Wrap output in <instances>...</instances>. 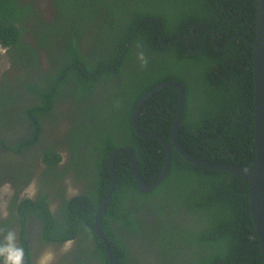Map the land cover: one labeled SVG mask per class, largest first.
<instances>
[{
  "label": "trees",
  "instance_id": "obj_1",
  "mask_svg": "<svg viewBox=\"0 0 264 264\" xmlns=\"http://www.w3.org/2000/svg\"><path fill=\"white\" fill-rule=\"evenodd\" d=\"M55 4L48 21L38 0H0V47L13 54L19 67L24 64L26 76L35 72L34 83H27L35 103L23 107L24 114L14 111V119L33 126L24 145L41 139V118L59 116L53 111L56 98L62 94L65 102L71 96L75 105L68 143L75 164L66 168L76 167L78 178L86 173L89 184L82 188L84 195L61 200L65 228L51 215L48 193L36 199L24 197L18 206L20 212L24 207L35 211L43 232L52 238H68L77 227L81 237L82 233L96 237L88 256L111 264L104 241L94 230L111 184L110 152L132 149L146 184L159 176L167 160L164 143L139 135L132 120L136 104L155 86L169 80L183 84L186 104L179 140L190 155L213 163L255 165L250 41L257 34V0H56ZM90 22L97 26L94 33L88 29ZM30 24L38 26L35 43L51 42L50 60H61L44 80L37 77L38 47L24 41ZM82 41H90L89 51L80 47ZM141 52L146 64L138 59ZM3 79L0 117H8V109L27 97L5 75ZM179 100V90L167 86L152 94L139 114L140 126L165 138L173 151L170 170L154 190L141 188L128 153L115 158L116 187L100 218L115 264H264L250 181L227 170L199 166L173 145ZM49 141L44 139L42 160L55 172L53 165L62 155ZM85 144L88 149L80 160ZM141 248L147 253L139 252Z\"/></svg>",
  "mask_w": 264,
  "mask_h": 264
},
{
  "label": "flooded vegetation",
  "instance_id": "obj_2",
  "mask_svg": "<svg viewBox=\"0 0 264 264\" xmlns=\"http://www.w3.org/2000/svg\"><path fill=\"white\" fill-rule=\"evenodd\" d=\"M55 1L38 0L39 8L43 11L45 19L48 21L53 18L54 7L57 8ZM26 18L28 20L32 19V17ZM28 26H31V28L23 33L24 41L35 44L38 47L40 73H38L39 76L37 77L40 80H44L47 77L45 73L48 74L51 68L56 67L59 62L61 63V60H57V57L54 60H50L51 42L47 41V45H37L35 40L38 26L33 24ZM87 26L92 33L97 27L93 26L92 22ZM101 30L102 27H100L99 31ZM89 42L82 41L80 47L89 51L91 48V44H88ZM1 49L0 66L2 65L3 69L0 71V87L3 85V75H5L10 85L16 87L17 92H22L21 94L27 97L8 109L10 110L6 113L8 117H0V230H2L0 231V238L2 243H5L4 236L7 231L15 232L16 245L24 249V264H41L42 258L49 256V254L50 257L47 259V264H100L98 258L92 259L87 253L93 250L94 245H96V237H91L92 235H90V238H86L84 233H82L81 237L80 228L77 227L76 233L68 238L62 240L52 238L43 232L42 221L35 211L27 210L26 207L21 212L19 210L18 205L21 203L22 198L30 197L36 199V196L39 195L37 193L42 189L41 194L48 193L47 202L52 207H50L51 215L61 226L60 228H65L62 225L66 222V219L57 207L58 205H56L57 200L62 205L61 200L70 201L72 198L84 195L82 188L87 186L89 182L86 173L79 174L81 178H78L76 167L66 168L71 162L75 164L73 153L68 143L71 139L73 122L70 112L72 106L75 105L71 96H68V100L65 102L61 101L62 94L56 98L53 111L59 116L56 120L41 118L44 129L41 139L38 143L24 145L32 137L33 126L27 120L14 119V111L24 114L25 108L23 107L29 106L30 102L35 103V96L27 90L28 81L31 80L34 83L33 75L35 72L26 76L24 64L19 67L14 61L13 54H8V49L6 48ZM23 53L26 56L29 54L25 50H23ZM5 108L7 109L8 107ZM6 118L8 119L4 120ZM44 139H50V144L62 155V160L53 165L55 172L43 163V148H45L43 145H46L43 143ZM87 149L88 146L86 144L80 148L82 153L78 155V159L82 160ZM62 170H64V174H61ZM72 176H74L73 179H75L77 186L80 188L76 194H69V188H64L63 183H61V181H64L63 179ZM33 188L37 193L31 197L28 191H33ZM55 199L57 200L55 201ZM21 214L25 216V221ZM65 234L64 231L60 232L63 238ZM68 242H71L70 247L65 250V244ZM46 248L47 255L45 253ZM145 248H141L139 252L143 249V253H147ZM146 260H150V258H146ZM2 264H4V259Z\"/></svg>",
  "mask_w": 264,
  "mask_h": 264
},
{
  "label": "water",
  "instance_id": "obj_3",
  "mask_svg": "<svg viewBox=\"0 0 264 264\" xmlns=\"http://www.w3.org/2000/svg\"><path fill=\"white\" fill-rule=\"evenodd\" d=\"M215 38V37H214ZM250 44L254 48V86H255V143H256V161L255 165L251 168L243 167L234 164L228 163H213L207 162L202 159L196 158L190 155L181 145L179 140V129L182 123L183 112L186 104V91L183 84L177 80L165 81L148 93H146L140 101L136 104L132 120L136 132L150 139L161 140L167 150V160L164 169L159 174V176L152 181L151 184H146L138 169L137 156L134 151L128 147H118L110 152L108 157V165L110 173L112 175L111 184L108 190V193L103 201V204L100 206L99 211L96 215L95 227L94 230L98 236L104 241L107 254L111 264H115L114 256L111 249V244L109 239L101 227L100 218L107 207L109 202L112 199L116 181H117V172L115 169V158L120 153H128L131 157V166L135 175L136 180L138 181L141 188L145 191L154 190L166 177L168 174L171 163L173 160V151L171 144L162 136L154 133L145 131L139 124V114L141 107L144 102L152 96L155 92L167 87L175 86L179 90L180 100H179V109L175 118V121L172 126V141L176 149L189 161L210 169L217 170H227L235 173L241 178H244L250 181L251 184V209L252 216L255 224V228L260 240L261 249L263 252L264 259V0H257V34L254 41H250Z\"/></svg>",
  "mask_w": 264,
  "mask_h": 264
},
{
  "label": "clouds",
  "instance_id": "obj_4",
  "mask_svg": "<svg viewBox=\"0 0 264 264\" xmlns=\"http://www.w3.org/2000/svg\"><path fill=\"white\" fill-rule=\"evenodd\" d=\"M138 59L141 61L142 64L147 63L143 52L138 54ZM4 240L5 243L0 244V257L4 258V264H24V249L16 245V233L10 230L7 231L4 236ZM70 243L71 242L65 244V250L70 247ZM49 257L50 254L49 256L42 258L41 264H47V259Z\"/></svg>",
  "mask_w": 264,
  "mask_h": 264
},
{
  "label": "rangeland",
  "instance_id": "obj_5",
  "mask_svg": "<svg viewBox=\"0 0 264 264\" xmlns=\"http://www.w3.org/2000/svg\"><path fill=\"white\" fill-rule=\"evenodd\" d=\"M99 19H101V18H99ZM95 22H99V21H95ZM100 23V22H99ZM0 52H2V49L0 48ZM3 61V60H2ZM2 66V65H1ZM0 66V71L3 69L2 67ZM73 177L74 176H72V177H69V178H67V179H63L64 181H61V183H63V187L64 188H66V187H68L69 188V194H76V193H78L79 192V190H80V188L77 186V183H76V181H75V179H73ZM66 180V181H65ZM28 191V190H27ZM41 191H42V189H41ZM41 191H39L38 193H37V191L33 188V191L32 190H29L28 191V193H29V195L32 197V196H34V194L35 193H37V194H40V192ZM38 197V195L36 196V198ZM57 199H55V201H56ZM56 205H58L57 207L59 208L60 207V205H61V203H60V201L59 200H57V202H56ZM53 206H54V204H53ZM53 209H55V207H53ZM45 253H46V255L48 254V252H47V248H46V251H45Z\"/></svg>",
  "mask_w": 264,
  "mask_h": 264
},
{
  "label": "bare ground",
  "instance_id": "obj_6",
  "mask_svg": "<svg viewBox=\"0 0 264 264\" xmlns=\"http://www.w3.org/2000/svg\"><path fill=\"white\" fill-rule=\"evenodd\" d=\"M135 29V28H134ZM83 46V45H82ZM160 91V90H159ZM47 238V237H46Z\"/></svg>",
  "mask_w": 264,
  "mask_h": 264
}]
</instances>
